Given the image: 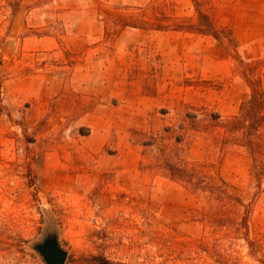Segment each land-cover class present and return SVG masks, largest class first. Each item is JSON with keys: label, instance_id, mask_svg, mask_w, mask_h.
Wrapping results in <instances>:
<instances>
[{"label": "rangeland", "instance_id": "obj_1", "mask_svg": "<svg viewBox=\"0 0 264 264\" xmlns=\"http://www.w3.org/2000/svg\"><path fill=\"white\" fill-rule=\"evenodd\" d=\"M200 1L232 45L136 29L107 41L96 11L157 4L192 17V0H0L2 97L13 116L0 117V264H44L30 247L50 224L66 264H261L264 185L253 184L245 151L221 148V130L196 126L249 99L233 56L264 57V0ZM164 148L237 188L252 205L249 232L236 220L212 227L201 197L159 168Z\"/></svg>", "mask_w": 264, "mask_h": 264}, {"label": "trees", "instance_id": "obj_2", "mask_svg": "<svg viewBox=\"0 0 264 264\" xmlns=\"http://www.w3.org/2000/svg\"><path fill=\"white\" fill-rule=\"evenodd\" d=\"M192 3L195 9V15L192 17L168 14L163 12L157 4L145 8L121 10L104 7L103 3L99 2L96 11L101 17V22L105 24L107 41L118 38L125 29H136L211 36L229 46L235 42L230 32L218 28L214 18L204 10L200 0H192ZM233 58L236 63L235 72L249 88V99L240 104L238 114L228 118L212 114L207 124L196 127L211 134L221 130L220 145L223 150L233 148L245 151L252 162L253 184L258 190H262L264 185V57L244 60L235 52ZM88 109L91 111L92 107ZM89 111H85L84 114ZM2 116H7L13 121L11 111L2 97L0 76V117ZM18 125L22 128L28 144L33 143L34 140L28 135L24 126ZM180 144L181 140H177V145ZM168 151L166 148L161 150L163 161L159 163V168L165 171L172 182L186 186L194 195L201 197L204 219L215 228L228 227V223L236 220L239 221L238 230L248 233L252 205L245 202L238 189L230 185L218 170L213 171L211 165L204 162L185 161L182 157L175 159ZM28 171L32 172L31 165H28ZM98 260V264H114L105 257ZM259 261L264 264V260Z\"/></svg>", "mask_w": 264, "mask_h": 264}, {"label": "water", "instance_id": "obj_3", "mask_svg": "<svg viewBox=\"0 0 264 264\" xmlns=\"http://www.w3.org/2000/svg\"><path fill=\"white\" fill-rule=\"evenodd\" d=\"M44 264H66L69 251L62 245L60 234L55 224H50L43 238L31 245Z\"/></svg>", "mask_w": 264, "mask_h": 264}, {"label": "crops", "instance_id": "obj_4", "mask_svg": "<svg viewBox=\"0 0 264 264\" xmlns=\"http://www.w3.org/2000/svg\"><path fill=\"white\" fill-rule=\"evenodd\" d=\"M96 107H97V106H95L90 112H88V113H86L85 115H83V116L81 117L80 120H82V119H83L84 117H86L87 115L91 114V113L96 109Z\"/></svg>", "mask_w": 264, "mask_h": 264}]
</instances>
